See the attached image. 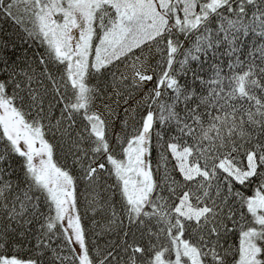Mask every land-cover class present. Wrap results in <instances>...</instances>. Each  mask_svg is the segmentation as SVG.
Returning a JSON list of instances; mask_svg holds the SVG:
<instances>
[{"label":"snow or ice","instance_id":"1","mask_svg":"<svg viewBox=\"0 0 264 264\" xmlns=\"http://www.w3.org/2000/svg\"><path fill=\"white\" fill-rule=\"evenodd\" d=\"M0 17L37 44L0 38V264H264V0Z\"/></svg>","mask_w":264,"mask_h":264},{"label":"trees","instance_id":"2","mask_svg":"<svg viewBox=\"0 0 264 264\" xmlns=\"http://www.w3.org/2000/svg\"><path fill=\"white\" fill-rule=\"evenodd\" d=\"M22 35H23L22 30L20 28H18L16 25H14L12 21L6 20V19L0 17V38L14 41L17 45V48H16L17 54H20L27 49L28 54L31 55L32 50L37 49V44H33L31 41H29L27 44L24 43V41L20 38ZM249 39H251V37H249ZM209 63H211V61ZM205 68L208 69L207 64L205 65ZM209 74H210V70H209ZM62 155H63V153H61L58 149L56 154L54 155V160H56L57 163H62L63 162L61 160ZM157 159H158L157 154L153 153L152 163H153L154 167L156 166ZM169 167H171V165H169ZM158 175H159V173H158ZM112 182H113L112 178H107V183L109 185H111ZM79 191H80L81 204H82L81 211L83 212L84 211L83 204L85 201L91 199V196L85 190V187L83 184H81L79 186ZM166 194L167 193H165V195ZM92 195H94V193H92ZM93 217L98 222V225H92L91 221H92ZM106 219H107V216L103 212H101L99 214H94L92 212H88L87 216H85V222L89 228L105 225ZM105 239L116 240L117 237L115 235H112V236L105 237ZM100 242L103 243L104 240H101ZM129 243H131V239H129ZM20 255L22 257L26 258L29 255V253L27 252V249H25L22 253H20Z\"/></svg>","mask_w":264,"mask_h":264},{"label":"rangeland","instance_id":"3","mask_svg":"<svg viewBox=\"0 0 264 264\" xmlns=\"http://www.w3.org/2000/svg\"><path fill=\"white\" fill-rule=\"evenodd\" d=\"M100 106H101V102L100 101H97L96 102V107L97 108H100ZM132 123H133V121L129 120V124H132Z\"/></svg>","mask_w":264,"mask_h":264}]
</instances>
